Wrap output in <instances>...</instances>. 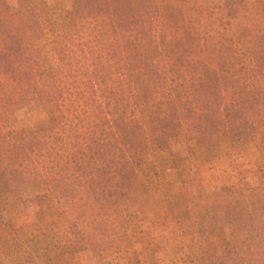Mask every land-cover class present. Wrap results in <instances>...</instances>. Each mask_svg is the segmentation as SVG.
Masks as SVG:
<instances>
[{
  "label": "trees",
  "instance_id": "trees-1",
  "mask_svg": "<svg viewBox=\"0 0 264 264\" xmlns=\"http://www.w3.org/2000/svg\"><path fill=\"white\" fill-rule=\"evenodd\" d=\"M166 1L168 21L157 0H80L63 19L46 7L29 17L0 10V210L25 185L56 183L64 216L31 247L14 244L25 264H62L80 243L103 264L127 236L138 196L152 192L166 208L151 185L179 128L206 147L255 134L264 142V0ZM47 21L53 66L35 43ZM33 106L45 119L23 125ZM183 185L185 264H264V173L205 198L191 175Z\"/></svg>",
  "mask_w": 264,
  "mask_h": 264
},
{
  "label": "rangeland",
  "instance_id": "rangeland-1",
  "mask_svg": "<svg viewBox=\"0 0 264 264\" xmlns=\"http://www.w3.org/2000/svg\"><path fill=\"white\" fill-rule=\"evenodd\" d=\"M79 1L0 0V10L8 7L11 13L23 12L29 17L46 7L48 10L44 11L50 19H53V13L63 19L71 18L73 5ZM157 1L161 18L168 21L175 13L174 5L166 0ZM246 1L255 3L260 0ZM211 3L216 6L225 4V0H211ZM44 28L45 37L35 43L46 65L53 66V34L48 21ZM22 118L23 125H26L31 120H44L45 114L41 108L33 106L25 110ZM170 145V149L161 153L165 171L151 185L163 193L166 208L159 198H155L156 195L153 197L152 192L148 198L138 196L141 205L131 220L127 236L119 249L107 247L100 257L103 264H185L192 245L189 237L184 235L185 231L179 228L187 219L186 192L183 191V181L187 176L195 179V193L205 198L228 190L240 191L252 187L264 173V142L259 134L206 147L201 137L189 138L186 129L181 127ZM4 178L0 173V181ZM57 194L56 183L41 187L28 184L23 187V198L17 204L0 210V264L27 263V255L20 250L22 247L18 244L14 247V244L24 240L27 247H31L38 240L41 229L59 227L64 216L59 209ZM18 232L19 235L16 234ZM215 239L212 235L208 243H213ZM72 247L60 259L62 264H99V258H95L84 243ZM14 251L19 254L14 256Z\"/></svg>",
  "mask_w": 264,
  "mask_h": 264
}]
</instances>
